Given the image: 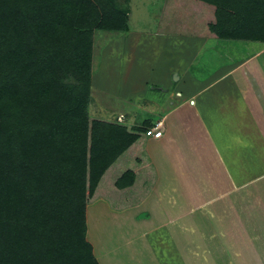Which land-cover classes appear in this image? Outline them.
<instances>
[{
    "label": "trees",
    "instance_id": "16d2710c",
    "mask_svg": "<svg viewBox=\"0 0 264 264\" xmlns=\"http://www.w3.org/2000/svg\"><path fill=\"white\" fill-rule=\"evenodd\" d=\"M165 2L161 33L264 42V0ZM129 12L118 0H0V264H98L87 204L122 210L153 186V123L89 113L94 32H126Z\"/></svg>",
    "mask_w": 264,
    "mask_h": 264
},
{
    "label": "crops",
    "instance_id": "0c3cea01",
    "mask_svg": "<svg viewBox=\"0 0 264 264\" xmlns=\"http://www.w3.org/2000/svg\"><path fill=\"white\" fill-rule=\"evenodd\" d=\"M156 32L130 31L125 38L110 39L108 66L115 65L122 76L114 83L113 92L108 93L106 112L99 108L103 107L99 93L93 110L95 116L131 125L147 118L153 119V124L161 122L162 135L146 136L144 142L155 168V182L137 205L116 210L103 198L93 204L105 200L114 212L142 208L151 213L153 209L154 215L161 218L150 221L148 226L151 222L156 226L148 230L159 232L170 225L173 247L185 241L187 234L181 231L197 234L207 241L206 246L211 245L206 249L211 258L214 252L221 257L227 247H235L239 250L235 254L240 255L245 248L243 231L251 228L255 264H264V42ZM165 47H175L178 54L161 69L159 56ZM203 53L205 57L201 58ZM165 69L167 78L160 75ZM156 85V93L164 98L154 107L145 97L147 89ZM90 96L89 105L93 102ZM249 152L251 160H245ZM166 167H171L173 173L174 169L180 171L177 188L175 176L165 175ZM254 181L255 200L245 203L240 189ZM164 200L170 203L164 205ZM88 208L89 203L86 239L98 264H136L135 259L143 257L140 248L129 246L130 254L124 262L118 259L125 252L120 246L98 249L96 236L91 239L89 235ZM181 222L185 225L178 229ZM148 230L143 233L147 235Z\"/></svg>",
    "mask_w": 264,
    "mask_h": 264
},
{
    "label": "rangeland",
    "instance_id": "374dc122",
    "mask_svg": "<svg viewBox=\"0 0 264 264\" xmlns=\"http://www.w3.org/2000/svg\"><path fill=\"white\" fill-rule=\"evenodd\" d=\"M118 1L120 4L123 5L125 4L129 8L130 11L128 14L129 29L126 32H110L107 30H97L94 32L93 62H92L93 79L91 78L93 82L91 81L90 84V94L92 95L93 102L92 104L89 105V113L92 115H94L93 110H96L97 108L95 101L96 98L98 97L97 96L98 93L100 94L101 97L99 104L103 105V107L99 106V108L103 109L104 112H106V106H107L106 104L108 102L107 99L110 100L109 98L110 96H108L109 95L108 93L113 92L111 90H113L114 88V83L122 76V73L120 75L121 71L118 72L119 68L114 67L115 65L111 67L108 66L109 61L107 59V55L109 51L107 47L108 46L110 47L109 45L110 39L117 36L121 38H125L128 36L130 31L142 32V33L144 32L147 34L153 33L154 31L159 32L157 28L161 13L163 11V8L165 7L164 4L166 3L165 2L166 0H127V1L118 0ZM183 15L187 17H192V12H189L188 14L186 13L184 14V12L179 13V17L182 19V21H179L181 25H184L182 23H184L186 20H189V18L184 17ZM228 42L229 43L234 42L236 45L237 44L245 45L244 42L242 43V41H228ZM220 43H224V42H220ZM251 43H255V41H252ZM212 49H214V47ZM177 51L178 50L175 49V47L169 49L165 47V50L159 56L161 61H159L158 67L162 69L165 68V66L168 65L170 62L172 63V60H174L176 58V54H178ZM199 54L197 56H199ZM202 57H205V53L201 54V58ZM197 59L199 58L197 57ZM160 71H158L157 74H160L161 76L166 78L168 77L169 75L167 73L168 69L160 70ZM167 80L168 79H166L165 81ZM158 88L159 87L157 85L154 88H148L147 89L148 96L145 97V99H148V102L150 101L149 105L151 106L153 105L154 107L157 105L156 102L159 101L161 102V100H163L164 98L163 94L156 93L157 90L155 89ZM149 90L151 91V93ZM173 98H174L173 100H175L176 96H173ZM170 104L172 105V103ZM147 115L148 117L150 116L149 113ZM119 119L123 120L122 117H119ZM144 120L138 122L142 123ZM148 120L151 121L153 119L150 118ZM250 153L251 152L245 154V160L247 159L251 160V158L249 157ZM171 170H172L171 167H166V172L164 173L165 175L168 174V177L169 174H171V176L173 175V177L175 176L173 180L174 183H176L175 186L177 188V183L179 182L178 176L180 171L174 169L173 170L174 173H173ZM236 171L237 169H234V174L238 175L237 173H235ZM263 176L264 175H262L261 178ZM234 189L235 186L233 187V190ZM240 190H243L244 192L245 203L254 202L255 199H253L252 197L255 195V181L250 182L247 185L246 184L243 185V188H241ZM101 201L95 204H93L94 202L89 203L88 210H89L90 238L91 237L93 238L94 235L96 236V240L99 247L98 249L100 251L101 250L107 251L108 249H111L110 248L111 246H113L114 248L120 246L122 251L125 250V252H122L121 254L122 256L118 258L119 260L121 259L122 262H124V257H126L127 259L128 254H130V250H129V246H130V247H136V250L140 248L143 253V257L141 259L138 260L135 259V261H137L136 264H206V263L255 264V254L253 253L254 248H253V244L251 243L252 241L249 238V235L253 234L251 228L249 230L244 229L243 231L245 248H243V252L240 255L237 256L235 254L236 252H239V250L235 249V247H227L226 250H223L221 252L222 258L219 257V255H215L214 252V254L212 255L213 258L212 259L211 257H209V253L207 251L208 249H210L211 245L209 244L208 246H206L205 244L207 243V241H202L201 237L198 236L197 234L194 235V233H190V231L184 232L180 230L181 231L180 233L182 235L187 234L185 235L186 238H184L186 242L185 241H181L180 243L176 242L177 243V244L175 243L176 246L173 247L172 239L174 233L173 231H171L170 225H168L167 229L166 226L165 228H161L159 232H155L150 229L148 230V228H151V225L156 224L154 222H151V225L148 226V223H150V221H157L161 218L157 214L154 215L155 212L153 209H151V205H150L151 213H149V211L147 210L143 211L142 208L127 209L126 212H121V211L114 212L107 206L105 200H101ZM163 202L164 205L170 203V201L168 202L165 200ZM100 204H102L105 208L100 207ZM152 213L153 215H151ZM185 223L188 224V221H186ZM184 225L182 223L178 229H181V227H184ZM146 230H148L147 235L143 233ZM138 233H140V235ZM146 239L148 240L147 242L145 241ZM128 242L130 244H127ZM127 249L129 251H126ZM145 253H147V257ZM243 257H245L243 261L239 259Z\"/></svg>",
    "mask_w": 264,
    "mask_h": 264
},
{
    "label": "built area",
    "instance_id": "2783aa9c",
    "mask_svg": "<svg viewBox=\"0 0 264 264\" xmlns=\"http://www.w3.org/2000/svg\"><path fill=\"white\" fill-rule=\"evenodd\" d=\"M162 135L161 122H156L146 129V136L159 137Z\"/></svg>",
    "mask_w": 264,
    "mask_h": 264
},
{
    "label": "water",
    "instance_id": "95a60500",
    "mask_svg": "<svg viewBox=\"0 0 264 264\" xmlns=\"http://www.w3.org/2000/svg\"><path fill=\"white\" fill-rule=\"evenodd\" d=\"M177 75H174V77H176Z\"/></svg>",
    "mask_w": 264,
    "mask_h": 264
}]
</instances>
